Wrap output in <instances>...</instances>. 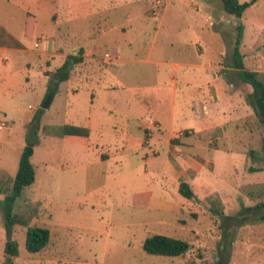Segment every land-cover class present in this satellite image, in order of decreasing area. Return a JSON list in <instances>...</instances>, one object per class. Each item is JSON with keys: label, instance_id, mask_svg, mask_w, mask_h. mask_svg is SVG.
Instances as JSON below:
<instances>
[{"label": "rangeland", "instance_id": "rangeland-1", "mask_svg": "<svg viewBox=\"0 0 264 264\" xmlns=\"http://www.w3.org/2000/svg\"><path fill=\"white\" fill-rule=\"evenodd\" d=\"M26 14L34 15L27 17L30 40ZM237 22L236 59L264 73V0L239 18L223 11L221 0H0V24L27 48L0 51V264H264V208L246 209L262 200L264 187V124L249 104L252 88L238 79L243 101L226 120L204 115L203 101L192 104L193 119L187 106L190 83L214 73L235 82L218 65L231 61ZM80 48L90 53L84 63L69 61ZM67 60V80L46 79ZM207 61L214 66L200 67ZM107 90L113 104L104 100ZM134 105L148 106L145 118L127 116ZM217 123L220 134L197 135ZM65 124L85 128L90 139L48 130ZM144 128L153 134L149 144L141 142ZM171 133L179 144L170 152ZM29 142L35 179L9 202ZM180 168L190 178L177 179ZM180 181L191 186L192 199L180 194ZM214 191L224 203L220 215L206 200ZM15 220L47 228V245L29 252L26 227ZM153 234L191 248L173 257L147 253L143 242ZM8 236L16 256L5 251Z\"/></svg>", "mask_w": 264, "mask_h": 264}, {"label": "trees", "instance_id": "trees-1", "mask_svg": "<svg viewBox=\"0 0 264 264\" xmlns=\"http://www.w3.org/2000/svg\"><path fill=\"white\" fill-rule=\"evenodd\" d=\"M257 0H247L240 2L239 0H221L223 10L233 15L237 18L241 17L244 11L253 5ZM28 19L26 21V27H28ZM236 37L233 45V58L240 67L239 76L244 83L249 84L252 87V92L248 96L249 104L256 110L259 115V120L264 124V73L256 70H248L243 68L242 63L236 58L241 59L238 44L242 35V27L240 24L236 27ZM82 49L79 50V55L69 56V61L73 63H79L82 61ZM70 67L67 62H64L60 67L56 68L53 72L51 78L52 80L63 81L67 80L69 77ZM44 134L46 133V127L44 126ZM56 129V130H55ZM58 129V131H57ZM48 130L51 134L56 136L63 135H82L87 136V130L81 127H75L69 124H65L59 127L49 126ZM47 130V131H48ZM220 128L218 126L209 128L202 132H198V136L201 139L207 140L214 137L216 134H220ZM264 149V147H263ZM33 155V143H27L21 150L18 167L14 178L12 179L11 192L5 196V199L9 202L16 199L21 195L22 190L25 187L30 186L35 179L34 166L31 162V157ZM178 191L187 199H192L194 197V192L191 186L185 182L180 181L178 185ZM260 202L255 205L247 207V210H255L264 208V187L261 189ZM209 210L213 215L222 214L224 203L221 200L218 192L214 191L209 194L206 198ZM26 227V241L25 247L29 252H38L42 250L49 242V230L44 227L39 226H29L24 220H15ZM12 220H9V225ZM191 248V245L186 241L166 235L153 234L147 237L143 242V249L147 253L163 255V256H180L184 255ZM5 251L12 256L18 255L17 243L13 241H7L5 245Z\"/></svg>", "mask_w": 264, "mask_h": 264}, {"label": "crops", "instance_id": "crops-1", "mask_svg": "<svg viewBox=\"0 0 264 264\" xmlns=\"http://www.w3.org/2000/svg\"><path fill=\"white\" fill-rule=\"evenodd\" d=\"M222 10H223V8H222ZM31 16H34V15L31 14ZM27 17L30 19L29 15L26 14L25 20L27 19ZM25 23H26V21L24 22V36L28 40H30L28 33L31 30V28H30L31 27V21H29L30 24H28V27H26ZM238 24L239 23L237 22L234 26L235 35L237 32L236 27ZM213 27L215 28V30H217V28L215 26H213ZM241 37H242V35H241ZM34 44L37 45V42H35ZM233 45H234V43H233ZM9 49L16 50V51H20V50L26 51L27 48L21 39H18L17 37H15L9 30H7L3 25L0 24V51L1 50L2 51L9 50ZM80 49H82V54H81L82 61L79 63L83 64L85 58L88 57L90 55V53L85 52V50L83 48H80ZM83 50H84V52H83ZM232 54H233V46H232L231 55H230L231 61L226 65L220 64L218 66L229 69L231 71V73L234 74V81L235 82L230 81L228 83L226 81L224 74L214 73L212 78L206 77L204 83H190V85L194 87V90H193V92H191V96L187 100V106H188V108L191 109L190 111L192 113L193 119H195V114H194L195 109H193L194 106L192 104H194L196 101H200V102L203 101L201 104H202V109H203L204 115L208 116V115L213 113V114H217L218 118L223 117L224 120H226L225 113L227 114V113L231 112V114H234L236 112L237 105L238 104L241 105V102L243 101L244 93L242 92V90L240 88L236 87V84L238 83V79L240 81H242L240 76H239V71L241 69L236 64ZM53 61H54V64H51V61L47 60L46 66H53L54 67V66H58L59 65L58 63H60V60H59V62H57V60H53ZM184 64L186 65L188 63L184 62ZM173 65L175 68L177 63H174ZM192 65H195V64L192 63ZM204 66L205 67H213L214 65L210 61H207L206 64H200V67H204ZM45 71H46V69L43 68L42 72L45 73ZM44 75L46 76V74H44ZM51 76L47 75L46 79H48V78L51 79L50 78ZM69 76H70V72H69ZM184 84H187V83H184ZM175 86H176V84L174 82V84L172 85V88H173L172 89V96H174V97L176 96V94H175V88L176 87ZM111 93L112 92L110 90H107L106 95L104 97V100L108 101L107 104H113L112 98H111V96H112ZM249 94H248V96H249ZM156 96L165 97L166 93H163L162 91L161 92L158 91ZM92 99H94V95H92ZM174 105H175V101H172L171 107H170V116H169L170 118H169V120L170 119L172 120V114L174 113ZM131 108H132L131 110H128L127 116L132 118L133 120H140V118H145L144 117L145 115L143 116L142 112L144 111L145 114L148 112V106L147 107L144 106V108H140L139 106L135 107V105H134V106H131ZM210 108H211V111H210ZM102 109L104 111L102 113L108 117L107 119H112V118H110L111 109L109 107H103ZM209 112H211V113L209 114ZM152 113H154V110L152 111ZM150 117L153 120V122L155 123L154 125L156 127H160V122L158 121L159 120L158 116L152 114V116H150ZM90 120H91V117H90ZM114 121L115 120L113 119L112 122L109 121L108 124H111V126H114ZM217 125H221V123H217L216 125H213V126H217ZM209 127H212V126H209ZM124 129L126 130L127 127H124ZM184 129H181V130L183 131ZM181 130L179 132H181ZM197 131H199V130H197ZM144 133H145V135H144V138L142 139L141 142H143V144H149L150 141L148 138L152 137L153 134H152V132L149 131V129H146V128H144ZM100 134H102V133H100ZM90 136H91V132H88L87 136H85V137L90 139ZM101 138H102V135H101ZM166 140L170 144V149H169L170 152H171V147H173L177 143L179 144V138H177V136H174V134H172V133L166 137ZM176 140H177V142H173ZM98 155L102 159L108 157V154L103 152V151H100V152L98 151ZM193 163H196V162H193ZM196 164L199 168H201L200 164H198V163H196ZM178 172L175 175V177L177 179L178 178L180 179V177L190 178L189 176H187V173H184L185 171H183V169L180 168V170Z\"/></svg>", "mask_w": 264, "mask_h": 264}, {"label": "water", "instance_id": "water-1", "mask_svg": "<svg viewBox=\"0 0 264 264\" xmlns=\"http://www.w3.org/2000/svg\"><path fill=\"white\" fill-rule=\"evenodd\" d=\"M49 100H50V96H48L47 98H46V100H45V102H44V107H46L47 105H48V103H49ZM8 239L10 240V237L8 236Z\"/></svg>", "mask_w": 264, "mask_h": 264}]
</instances>
